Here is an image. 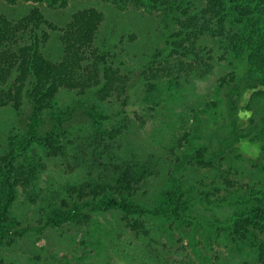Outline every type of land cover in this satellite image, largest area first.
<instances>
[{
  "label": "trees",
  "instance_id": "obj_1",
  "mask_svg": "<svg viewBox=\"0 0 264 264\" xmlns=\"http://www.w3.org/2000/svg\"><path fill=\"white\" fill-rule=\"evenodd\" d=\"M49 1L56 5L62 0ZM135 1H150L153 10L165 7L164 13H172L175 6L170 0ZM202 1L206 7L193 13L179 6L185 16L179 22L180 40L172 41L166 53L155 55L144 73L138 97H125L117 107L110 100L121 98L126 84L119 72L100 65L99 57L91 65H83L82 57L92 47L102 20L94 10L82 13L69 27L68 35L63 37L68 57L59 66L40 54L41 39L32 31L26 45L18 46L9 56L0 52V105H14L20 110L29 101L36 120L43 112L54 110L62 90H79L83 94L94 88H98L96 99L102 105L95 121L77 132L37 139L31 131L24 139L20 135L10 137L8 151L0 156V264H33L32 259L19 263L12 258L26 241L32 248H40L39 236L47 229L61 231V236L73 231L81 233L76 235L84 245L91 230L100 224V216L106 213L123 215L129 229L144 236L150 235L155 218L194 226L206 220L205 214H194L196 197L183 186L178 173L188 167H213L214 157L223 155L222 150L208 155V144L198 141L212 129L211 105L216 104L198 95L197 105L184 99L177 113L171 114L166 106L173 90L194 85L215 69L213 58L200 55L196 48L200 37L219 39L229 57L244 59L248 67L245 74L232 78L236 81L232 90L239 88V81L245 80L247 86L232 107L233 119L227 122L224 142L249 138L264 152V141L241 135L254 123L252 103L264 98V0ZM38 23L33 25L34 31ZM18 31L11 23L0 21V50L6 40L14 42ZM162 95L166 102L160 98ZM200 103L204 106L200 107ZM58 121L62 123L63 119ZM146 127L148 139L140 142L137 136ZM179 130L182 134L178 138ZM51 162H59L62 175L69 178L57 180L50 172ZM21 198L29 205L39 203L34 211L38 227L32 223L24 227V221L15 214ZM228 209L225 219L215 217V224L225 223L235 245L252 249L254 262L247 264H264V240L260 239V233H264V204L251 207L247 214ZM76 235H71L73 243H77ZM154 250H147L151 258L172 264ZM30 252L36 254L35 248ZM35 257L40 258L38 254Z\"/></svg>",
  "mask_w": 264,
  "mask_h": 264
},
{
  "label": "rangeland",
  "instance_id": "obj_2",
  "mask_svg": "<svg viewBox=\"0 0 264 264\" xmlns=\"http://www.w3.org/2000/svg\"><path fill=\"white\" fill-rule=\"evenodd\" d=\"M9 1L12 0H0V21L11 23L19 31L14 42L11 39L4 42L0 52H6L5 55L9 56L18 46L26 45L32 31L33 35L41 39L40 54L57 66L68 57L63 37L68 35L67 31H70L69 27L76 18L92 10L101 14L102 20L92 47L86 50L82 59L83 65L87 67L99 57L100 65L104 64L119 72L126 83L125 93L121 98H111L110 102L115 107L125 97H138L144 83V73L152 65L155 55L158 52L166 53L172 41L180 40L178 34L182 29L179 22L185 18L181 15L182 9L188 8L193 13L206 7L202 0H170L175 3L174 11L164 13L165 7L157 10L150 8V1L62 0L56 5H52L49 0ZM179 6H182L181 10ZM37 22L39 28L34 31L33 25ZM196 46L200 55L213 58L215 69L196 84L188 85L182 90H173L166 106L171 109V114L177 113L181 111L182 100L187 99L189 101L186 103L192 101V104H196L198 95L204 101L216 104L211 105L215 111H212V129L198 141L208 144V155L220 150L223 155L214 157L213 167L199 170H190L188 167L178 173L183 186L196 197L194 214L203 213L206 220L199 221L194 226L165 217L155 218L151 222L150 235L144 236L131 231L123 215L106 213L98 219L100 224H96L91 230L92 234L86 244H80L81 237L76 234L81 233L68 232V237L61 236V231L47 229L43 236L38 235L40 248L34 247L36 254L30 252L34 248L31 247V242L29 245L26 241L13 260L23 263L32 259L33 264H161L148 254L147 250L153 248L156 252L163 253L172 264L254 262L251 248L242 244L235 245L226 229L227 225L215 224L216 216L223 219L227 217L228 208L247 214L251 207L264 204V152L261 147L253 145L249 138L238 142H224L227 122L233 119L232 107L247 86L245 80L239 81V88L232 90L236 84L232 78L245 74L248 67L244 59L229 57L217 38L208 35L200 37ZM190 55L194 57V54ZM97 90L98 88H94L83 94L79 90H62L56 98L54 110L43 112L36 120L33 119V105L29 101H25L20 110H16L14 105L1 104L0 156L8 151L12 135H20L24 139L32 131L35 138L39 139L65 131L77 132L92 124L102 108L96 99ZM165 97L162 95L160 98L166 102ZM252 104L254 123L250 129L241 132V135L264 141V98H258ZM198 105L202 107L204 103ZM59 119H63V122L59 123ZM183 124L185 126V121ZM176 133L179 138L182 131ZM147 135L146 127L137 138H140V142H145ZM62 168L59 162L50 164V172L53 171L59 181L69 178L68 175H62ZM37 205L39 203L29 205L24 198L16 204L15 214L24 221V227L29 223L39 226L38 216L34 213ZM223 206L226 209L219 208ZM71 235L77 236V243L72 242ZM260 239L264 240L263 232L260 233ZM41 249H44L42 254ZM68 252L70 257L67 256ZM37 254L40 258L36 260Z\"/></svg>",
  "mask_w": 264,
  "mask_h": 264
}]
</instances>
